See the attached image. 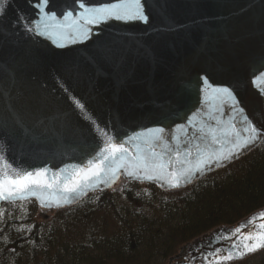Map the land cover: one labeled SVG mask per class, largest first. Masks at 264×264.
Masks as SVG:
<instances>
[{
    "label": "water",
    "instance_id": "95a60500",
    "mask_svg": "<svg viewBox=\"0 0 264 264\" xmlns=\"http://www.w3.org/2000/svg\"><path fill=\"white\" fill-rule=\"evenodd\" d=\"M38 2L0 4V156L16 171H45L53 187L34 186L36 195L0 200V204L34 200L41 210H63L122 182L178 191L240 159L264 140L240 149L234 159L217 163L211 153L230 145L213 144V137L205 136L215 129L223 141L220 129L229 124H236L244 135L245 117L264 130V0H141L148 22L110 19L90 26L89 39L82 41L63 37L58 30L49 35L42 26L50 16L55 17L48 21L53 24L63 21L67 12L75 17L83 11L80 0H49L39 7ZM83 2L99 7L116 0ZM225 88L231 98L220 94ZM75 100L88 111L76 108ZM160 128L162 134L157 132ZM154 133L162 137L156 150L165 152V160L169 157L165 146L173 149L177 170L182 167L185 144L192 152L183 164L191 171L179 186L126 176L133 169L125 154L124 167L114 181L96 183L78 195L56 191L54 177L63 180L74 169L87 167L109 139L127 141L134 155L137 144ZM177 146L180 157L175 155ZM201 161L203 168L197 170ZM61 195L70 202L55 203ZM261 212L264 208L236 225L218 227L195 239L177 264H205L203 257L209 252L205 245L217 233L226 235L222 230L235 229ZM223 246L217 241L212 247Z\"/></svg>",
    "mask_w": 264,
    "mask_h": 264
},
{
    "label": "trees",
    "instance_id": "16d2710c",
    "mask_svg": "<svg viewBox=\"0 0 264 264\" xmlns=\"http://www.w3.org/2000/svg\"><path fill=\"white\" fill-rule=\"evenodd\" d=\"M264 207V141L176 192L125 184L41 218L35 201L0 205V264H172L195 238ZM231 264H264V249Z\"/></svg>",
    "mask_w": 264,
    "mask_h": 264
},
{
    "label": "snow or ice",
    "instance_id": "6c2138e0",
    "mask_svg": "<svg viewBox=\"0 0 264 264\" xmlns=\"http://www.w3.org/2000/svg\"><path fill=\"white\" fill-rule=\"evenodd\" d=\"M2 3H6V0H0V4ZM48 3L49 0H39L37 6L47 5ZM79 7L83 11L75 17L72 12H67L64 14L63 21H58L54 24L48 21H55V17H48V20L42 23L43 28L50 30L48 32L49 35L58 30V33L63 37L72 36L82 41L89 39L92 30L90 26L98 25L110 19L148 22V17L144 15L141 0H116L115 3L101 4L99 7H87L83 0H80ZM37 34L40 33L37 32ZM219 92L221 95L231 98V92L227 88L221 89ZM69 99H72V97L70 96ZM74 103L81 112L88 111L86 105L79 100H75ZM232 110H237L235 104L232 105ZM84 118L90 119V116ZM242 123L246 125L242 129L243 133H245L244 135L237 130L236 124H229L226 128H221L220 132L223 134V141L216 135L215 129H210L208 133H205V136L210 134L213 137L211 141L213 144L224 143L230 145L229 148L223 151L214 150L211 153V159L217 163L234 159L239 154L240 149L255 146L261 138H264V130L252 126L247 117L244 118ZM157 132L162 134L164 129L160 128ZM194 138L201 139L199 136ZM129 139L132 138L129 137ZM136 139L139 140L140 137H136ZM161 139V135H156L155 133L145 138L142 144H137L134 155L126 147L127 141L117 138L116 142L113 143L109 139L104 142V146L100 148L99 152L89 160L87 167L74 169L73 174L66 175L63 180L59 176L54 177L58 181L56 191L61 194L78 195L86 188L95 187L96 183H107L109 179L114 181L118 178V169L124 167L125 154L130 156L128 163L133 169L125 172L126 176L136 179L161 180L169 187H177L191 171L190 168L183 167V164L192 155V152L188 150L187 144H185L184 160L180 161L182 167L177 170L175 167L176 161L171 157L173 149L165 146L169 153L167 160H165L164 151L158 152L156 150ZM199 151L200 149L197 148V152ZM175 155L176 157L181 156L178 146ZM203 164L204 161L199 162L197 170H202ZM102 175L106 179L101 180ZM34 186L40 189H51L53 184L49 183L45 178V171H36L35 173L16 171L11 164L6 162L3 156H0V200L24 199L27 195H36L33 190ZM61 201L70 202L67 195H61L60 199L56 200L55 203L59 204ZM222 233L227 234L217 233L215 239L205 245L209 248L208 254L203 257L205 264H221V262L240 259L264 247V212L243 221L235 229L222 230ZM217 241L224 246L213 249L212 246Z\"/></svg>",
    "mask_w": 264,
    "mask_h": 264
},
{
    "label": "rangeland",
    "instance_id": "374dc122",
    "mask_svg": "<svg viewBox=\"0 0 264 264\" xmlns=\"http://www.w3.org/2000/svg\"><path fill=\"white\" fill-rule=\"evenodd\" d=\"M135 183V182H134ZM121 187V186H120ZM120 187H117L115 190H112V189H110L111 191H119L118 189H120ZM39 211V216L43 219V218H46V217H48L49 216V212H47V211H41V210H38ZM178 259H174V260H172L173 262H172V264H177V262H175V261H177ZM179 262V261H178Z\"/></svg>",
    "mask_w": 264,
    "mask_h": 264
},
{
    "label": "bare ground",
    "instance_id": "6f19581e",
    "mask_svg": "<svg viewBox=\"0 0 264 264\" xmlns=\"http://www.w3.org/2000/svg\"><path fill=\"white\" fill-rule=\"evenodd\" d=\"M119 174H123V171H122V172H120Z\"/></svg>",
    "mask_w": 264,
    "mask_h": 264
}]
</instances>
